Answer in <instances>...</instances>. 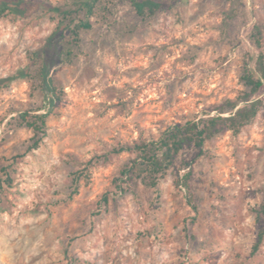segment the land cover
<instances>
[{
  "label": "rangeland",
  "instance_id": "1",
  "mask_svg": "<svg viewBox=\"0 0 264 264\" xmlns=\"http://www.w3.org/2000/svg\"><path fill=\"white\" fill-rule=\"evenodd\" d=\"M88 20L46 84L39 52L60 18L0 13V80L33 76L0 87V264H264V89L253 123L203 156L185 147L157 188L120 181L137 144L247 92L264 0H180L146 17L102 0ZM23 113L45 114V134ZM189 171V191L176 188Z\"/></svg>",
  "mask_w": 264,
  "mask_h": 264
},
{
  "label": "trees",
  "instance_id": "2",
  "mask_svg": "<svg viewBox=\"0 0 264 264\" xmlns=\"http://www.w3.org/2000/svg\"><path fill=\"white\" fill-rule=\"evenodd\" d=\"M123 1H128L138 16L146 17L147 15L156 14L160 9L173 8L180 0ZM101 2L102 0H68L65 4L54 5L44 0H0V13L8 12L20 18H29L37 11L45 10L49 13H55L60 18L59 24L49 37L47 45L39 52V59L42 61L43 66L37 72L35 78L47 84L50 66L59 64L65 48L72 45V41L68 40L67 32L77 42L81 30L92 28L88 18L97 14ZM82 13L85 14V20H79ZM252 38L260 52L255 58H252V66L246 65L242 76L247 92L239 96L237 100H225L214 109L216 114L213 116L208 112L205 113V118L188 120L183 124L173 123L158 139L137 144L133 149L138 153L137 158L131 161L120 173L122 183L136 186V181H141L148 187L157 188L160 180L175 165L177 158L185 147L194 145L198 149V157L203 156L207 141L224 131H232L234 134H238L245 126L254 122L263 107V100L259 98L264 89L263 36L260 27H254ZM53 57L54 61L52 60ZM32 77L29 72L20 70L16 76L0 80V87L6 86L13 80ZM20 117L29 128L33 129L36 136L39 137L41 134H45L47 119L45 114L32 116L29 113H23ZM129 150L130 148H121L115 150V152L121 153ZM190 178L191 171L185 176L179 177L174 182L176 188L189 191ZM255 215L259 227L255 244V251H258L264 243V190L262 201L255 209Z\"/></svg>",
  "mask_w": 264,
  "mask_h": 264
}]
</instances>
